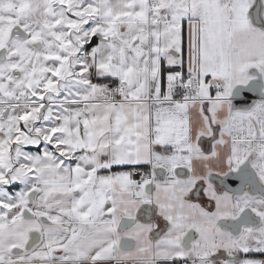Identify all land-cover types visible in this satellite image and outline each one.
I'll return each instance as SVG.
<instances>
[{
	"label": "snow or ice",
	"instance_id": "1",
	"mask_svg": "<svg viewBox=\"0 0 264 264\" xmlns=\"http://www.w3.org/2000/svg\"><path fill=\"white\" fill-rule=\"evenodd\" d=\"M0 264H264V0H0Z\"/></svg>",
	"mask_w": 264,
	"mask_h": 264
}]
</instances>
